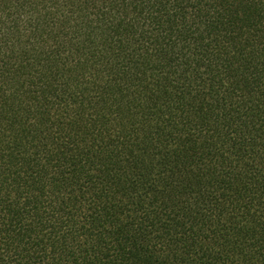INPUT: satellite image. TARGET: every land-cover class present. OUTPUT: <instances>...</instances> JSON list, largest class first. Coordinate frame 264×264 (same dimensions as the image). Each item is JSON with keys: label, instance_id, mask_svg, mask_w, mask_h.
I'll return each mask as SVG.
<instances>
[{"label": "trees", "instance_id": "trees-1", "mask_svg": "<svg viewBox=\"0 0 264 264\" xmlns=\"http://www.w3.org/2000/svg\"><path fill=\"white\" fill-rule=\"evenodd\" d=\"M0 264H264V0H0Z\"/></svg>", "mask_w": 264, "mask_h": 264}]
</instances>
